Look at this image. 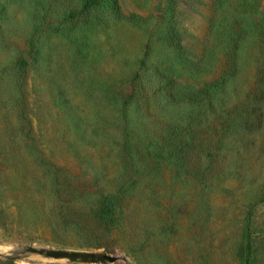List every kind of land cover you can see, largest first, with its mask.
Instances as JSON below:
<instances>
[{
    "label": "rangeland",
    "instance_id": "rangeland-1",
    "mask_svg": "<svg viewBox=\"0 0 264 264\" xmlns=\"http://www.w3.org/2000/svg\"><path fill=\"white\" fill-rule=\"evenodd\" d=\"M84 1L0 0V264H264V0Z\"/></svg>",
    "mask_w": 264,
    "mask_h": 264
},
{
    "label": "water",
    "instance_id": "water-1",
    "mask_svg": "<svg viewBox=\"0 0 264 264\" xmlns=\"http://www.w3.org/2000/svg\"><path fill=\"white\" fill-rule=\"evenodd\" d=\"M26 251L46 256L55 259H67L70 261H81L87 263H113L119 259H125L113 255L108 252L90 251V250H78V249H66V248H52V247H40L29 245L25 248Z\"/></svg>",
    "mask_w": 264,
    "mask_h": 264
},
{
    "label": "trees",
    "instance_id": "trees-1",
    "mask_svg": "<svg viewBox=\"0 0 264 264\" xmlns=\"http://www.w3.org/2000/svg\"><path fill=\"white\" fill-rule=\"evenodd\" d=\"M100 0H85L83 2V9L88 10L92 8L93 6L97 5ZM252 248H253V240L250 238L247 243V264H249V259L252 255ZM11 260H14V258H11Z\"/></svg>",
    "mask_w": 264,
    "mask_h": 264
}]
</instances>
